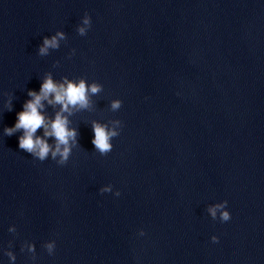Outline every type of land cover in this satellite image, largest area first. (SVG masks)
Masks as SVG:
<instances>
[{"label":"water","instance_id":"95a60500","mask_svg":"<svg viewBox=\"0 0 264 264\" xmlns=\"http://www.w3.org/2000/svg\"><path fill=\"white\" fill-rule=\"evenodd\" d=\"M47 72L103 89L64 165L3 134ZM113 119L101 156L91 121ZM0 264H264V0H0Z\"/></svg>","mask_w":264,"mask_h":264},{"label":"clouds","instance_id":"9594fccd","mask_svg":"<svg viewBox=\"0 0 264 264\" xmlns=\"http://www.w3.org/2000/svg\"><path fill=\"white\" fill-rule=\"evenodd\" d=\"M90 17L85 13L81 23L77 25L76 31L80 36L86 35L90 28ZM66 39L62 31H56L54 35L45 36L42 44L38 47V55L47 56L49 50H56L60 47V41ZM74 49L72 52L74 53ZM71 55V54H70ZM54 67L56 64L54 63ZM102 85L97 82L88 83L85 79L71 80L67 77H61L59 81L53 79L52 74H44L40 84L39 91L28 90L27 95L30 99L26 100L22 106V111L16 114V121L12 127H4V136L22 133L18 137V146L21 150L29 153L33 158L44 161L51 157L58 165L67 163L72 149L78 145V130L71 127V121L68 119L74 110H86L91 107L90 96L101 93ZM8 111L12 110V95H8L4 101ZM54 109L59 106L54 115L49 117L45 114V105ZM122 106L119 99H113L109 102L110 110L115 112ZM67 114V115H65ZM111 125V126H110ZM122 122L113 119L109 123L91 121L93 138L91 143L94 149L101 156L107 155L113 148L112 139L120 134ZM38 130H43V135H37ZM49 138L54 141L50 144ZM58 157V159H57ZM111 185L99 189L101 193L110 192ZM114 195L119 196V191ZM227 201L214 203L207 208L208 215L213 219L219 218L221 222H227L231 219L229 211L226 210ZM219 214V215H218ZM140 235H144L141 230ZM211 240L217 242V237L212 236ZM29 251H33V246H28ZM49 254L53 253L55 242L46 245ZM9 260L16 258L11 251L4 253Z\"/></svg>","mask_w":264,"mask_h":264}]
</instances>
